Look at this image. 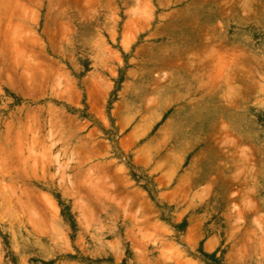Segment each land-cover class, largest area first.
<instances>
[{
  "label": "crops",
  "instance_id": "0c3cea01",
  "mask_svg": "<svg viewBox=\"0 0 264 264\" xmlns=\"http://www.w3.org/2000/svg\"><path fill=\"white\" fill-rule=\"evenodd\" d=\"M11 3L5 11L0 0V137L14 141L0 147H50L56 135L73 153L62 192L42 178L28 179L29 189L83 195L85 180L95 193L107 179L140 197L132 206L177 210L203 191L201 210L227 209L243 194L244 132L258 182L264 0ZM108 126L118 133L115 157Z\"/></svg>",
  "mask_w": 264,
  "mask_h": 264
},
{
  "label": "rangeland",
  "instance_id": "374dc122",
  "mask_svg": "<svg viewBox=\"0 0 264 264\" xmlns=\"http://www.w3.org/2000/svg\"><path fill=\"white\" fill-rule=\"evenodd\" d=\"M3 1L9 11L13 0ZM53 15L52 11V20ZM6 19L10 16L4 15ZM67 23L68 36L73 37L74 23ZM260 96L264 97V85ZM262 98L253 106L260 123ZM104 135L112 146L111 156H117L116 129L108 126ZM250 139L244 132L243 194L231 195L227 209L218 202L215 210L206 211L200 209L207 198L203 191L195 198L185 197L177 210L165 205L154 210L143 201L132 206L140 197L126 184L117 188L107 179L95 181V193L91 180H85L87 194H41L42 190L29 189L27 180L48 179L54 188L48 191L62 192L58 188L70 180L73 153L57 146L56 135L50 147H0V264H109L112 259L115 264H264V126L259 131L258 182L253 185ZM101 171L122 173L120 168ZM252 186L260 194H252ZM210 236L216 241L209 242Z\"/></svg>",
  "mask_w": 264,
  "mask_h": 264
},
{
  "label": "bare ground",
  "instance_id": "6f19581e",
  "mask_svg": "<svg viewBox=\"0 0 264 264\" xmlns=\"http://www.w3.org/2000/svg\"><path fill=\"white\" fill-rule=\"evenodd\" d=\"M18 142H19V141H18ZM18 144H19V143H18ZM17 147H18V149H19L20 146L17 145ZM16 149H17V148H16ZM18 149H17V150H18ZM15 152H16V151H15ZM15 152H14V153H15ZM17 154H18V153H17ZM17 154H16V157H17ZM144 263H145V262H144ZM146 264H147V263H146Z\"/></svg>",
  "mask_w": 264,
  "mask_h": 264
}]
</instances>
